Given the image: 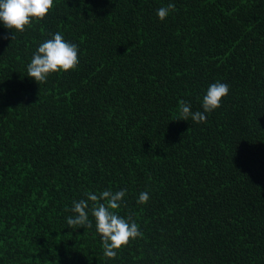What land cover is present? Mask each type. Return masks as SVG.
Wrapping results in <instances>:
<instances>
[{
  "label": "trees",
  "instance_id": "16d2710c",
  "mask_svg": "<svg viewBox=\"0 0 264 264\" xmlns=\"http://www.w3.org/2000/svg\"><path fill=\"white\" fill-rule=\"evenodd\" d=\"M169 2L54 0L13 39L0 25V264H264V0H171L161 21ZM57 31L79 64L38 84ZM217 81L219 108L177 119ZM105 189L143 233L115 259L66 224Z\"/></svg>",
  "mask_w": 264,
  "mask_h": 264
},
{
  "label": "clouds",
  "instance_id": "9594fccd",
  "mask_svg": "<svg viewBox=\"0 0 264 264\" xmlns=\"http://www.w3.org/2000/svg\"><path fill=\"white\" fill-rule=\"evenodd\" d=\"M53 6L54 0H0V25L11 32L13 39L17 33H23L26 26L31 25L34 20H43ZM174 9L175 4L170 0L167 7L156 10V15L164 21ZM78 53L79 47L76 43L66 40L59 31L52 33L50 38L41 42L33 52L27 64V76L40 84L46 82L53 73L73 70L79 64ZM228 93L227 83L217 81L210 84L201 100L202 111H192L191 103L181 101L177 119L204 122L207 114L221 106L222 98ZM126 194L127 189H105L98 194L88 191L86 198L73 200L69 209L71 215L66 217L67 227L73 231L94 226L106 259H115L118 252L128 246L130 240L143 236L134 220L116 211L124 203ZM149 199V193L143 191L139 193L137 203L145 204ZM90 202H93L91 207Z\"/></svg>",
  "mask_w": 264,
  "mask_h": 264
}]
</instances>
